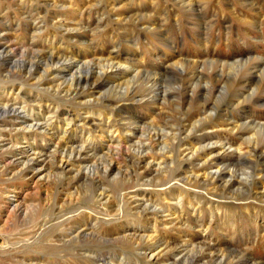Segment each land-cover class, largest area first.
I'll list each match as a JSON object with an SVG mask.
<instances>
[{
  "label": "rangeland",
  "instance_id": "obj_1",
  "mask_svg": "<svg viewBox=\"0 0 264 264\" xmlns=\"http://www.w3.org/2000/svg\"><path fill=\"white\" fill-rule=\"evenodd\" d=\"M30 48L37 53H31ZM8 51L12 52L13 57L8 68L0 66V106L6 100H14L17 93L15 91L14 94H9L2 90L7 86L5 81L9 79V70H12L10 66L16 63L15 72H20L21 77L26 79L39 64L42 70L38 75L42 76L46 74L44 71L48 55L57 52L73 58L76 66L80 64L79 60L97 65L98 61L107 63L109 59H113L123 67L116 71L118 75L113 82L94 91L86 99L97 100L100 95L101 98L105 97L104 100L122 99L127 91L125 85L129 81H135V91L142 93L150 85L147 84V74H142V71L159 73L157 85L169 96L168 100L160 99L161 104L158 106L145 104L148 98L142 100V96L136 98L141 101L139 103L115 102L110 106L117 109L113 116L104 102V108H93L94 115L81 110L77 112L79 114L71 125L67 126V122H62L57 138H64L63 132L68 130L69 140L88 147L84 153L90 158L82 167L92 166L95 175L88 180L81 176L73 179L79 170V164H75L68 168L69 173L64 175L63 181L60 178L58 183L52 182L44 186H36L33 182H28V178L12 181L14 172L19 169L10 164L15 159V154L10 153L9 146L4 145L8 143L6 140L14 139L16 143L29 147V151H38L41 147L51 151L54 143L47 144L44 142L46 139L34 135L29 136L30 140H25L15 131L11 132L6 128L0 118V264L42 263L44 260L55 264H187L185 252L193 244L210 246L213 250L211 252L215 254L214 258L207 257L200 264H264V128H254L255 124L264 126V0H0V55L6 56ZM74 69L75 66L66 72L62 81L68 79ZM181 71H187L188 75H181ZM194 71L201 72L203 76H193ZM118 83L122 88L114 89L113 86ZM40 96L43 100L46 99L42 93ZM42 104L45 105L46 102L43 101ZM50 108L54 110V106ZM60 110L75 115V108L71 104L63 105ZM217 112H221L223 119L215 117ZM61 116L67 117L65 114ZM210 116H214V119H210ZM85 117L86 124L79 126ZM121 118L137 120L138 127H145V133L181 128L182 138L186 137L184 144L189 146H182V151L176 153L177 148L169 138L163 143L156 141V145L147 147L150 156H139L138 152L143 149L135 144L142 133H137L136 136L124 132L131 139L128 141L130 145L124 144L128 147L129 154L106 156V160L96 161L90 147L99 148L97 152L102 155L108 146L114 145L111 138L116 140L118 132H109L106 125L114 122L119 125L127 124ZM235 121L242 127L241 130L232 131L227 126L228 122L234 124ZM202 122L205 123L203 127L194 131L193 127ZM73 129L77 131L72 132ZM81 129L85 132L82 133ZM100 129L102 130L98 131ZM94 130L97 132L92 133ZM202 134L206 137L201 145L223 141L224 150L221 152L222 146L219 145L215 147L213 154L200 151L192 158V151L199 147L195 145V139ZM255 147L258 154L254 158V154L250 156L246 151ZM220 152L222 154L217 155ZM225 154L229 156L216 161ZM133 155H138L137 159ZM173 155H176L175 163L172 162ZM57 158L58 163L61 156ZM225 160L232 164L231 168L237 177H249L247 182H251L246 187L225 190L228 177L213 184H205L204 177L199 180L196 178L203 175L206 168L210 172L216 171L217 162ZM111 162L114 163L113 168L107 171ZM57 166H60L59 163ZM54 171L63 172L60 168ZM164 182H167L166 185ZM101 186H104L103 190L106 189L107 196L111 193L110 202L106 199L99 202L100 198L96 197L102 192L96 191ZM238 189L242 190L238 192ZM91 193L93 197H90ZM116 193L120 195H115ZM21 200L30 206L37 205L34 208L40 212L38 223L41 225L39 230H35L37 222H27L17 228L13 236V220L10 215L13 205ZM53 201L58 208L63 206L68 212L77 206L78 214H75L81 225L76 227L98 228L101 236L110 242L106 245L98 243L95 248L92 247L93 253L79 249L76 254H72L61 248H50L44 252V244L56 243L55 240L59 238L68 239V235L60 229L65 223V214L54 217L48 211ZM146 204L149 207L158 204L156 206L159 213L153 214L152 209L144 211ZM126 206H130V209ZM153 227L157 232H154ZM22 230H26L25 236L19 235ZM134 233H155L160 242L157 245L145 246L143 243L141 246H134V242L129 240ZM54 234L57 239L51 238ZM64 234L67 235L65 238ZM163 241L168 242V246Z\"/></svg>",
  "mask_w": 264,
  "mask_h": 264
},
{
  "label": "bare ground",
  "instance_id": "obj_2",
  "mask_svg": "<svg viewBox=\"0 0 264 264\" xmlns=\"http://www.w3.org/2000/svg\"><path fill=\"white\" fill-rule=\"evenodd\" d=\"M73 38V37H70ZM3 50V49H2ZM5 50V49H4ZM10 50V49H8ZM16 50V49H15ZM14 50V51H15ZM31 53H37V51H33V48L29 49ZM7 51V50H6ZM5 51V52H6ZM16 53V52H15ZM18 53V50H17ZM57 53H50L48 55V58L46 60V67H45V73L42 76H39V72H41L42 68L39 66V64H37L36 68L34 69V71L30 72V76L26 79H23L21 77V75L17 72H15L14 70V66H16V63L14 66H10V68L12 70H9V76H8V80L5 81L7 83V86L4 87L5 92L8 91L9 94H14L15 91H17L16 96L14 97V100H6V103L2 106H0V118H2L4 125L7 126L6 128H8L11 132L15 131L18 135L22 136L23 139H27L30 137L29 136H38L41 137L43 139H46L44 142L49 144L54 143V146L52 147V150L49 151L48 149H46L45 147H41L38 151L36 150H31L29 151V147H25L23 145H20L19 142L16 143L15 141L12 140H6L8 143L5 144L4 146H9V152L14 153V160L10 163L12 164L15 169H19L18 171L14 172V177L12 178V181H17V180H25L26 178L29 179L28 182H33L34 185L38 186H44L45 184H49L52 182L58 183L57 181L60 180L61 181L64 180V175H67V173H69L68 168L71 166H75V164H79V170L76 173L75 178L77 177H82V178H92L95 173L94 170L91 169V167H82V164H84V162L86 160H88V158H90L88 155H85L84 150L88 147L85 148L84 145H77V142H74V140H69V137L67 135L68 130H65V132H63L65 134L64 138H57V134L60 128V124L62 122H67L66 125L69 126L71 125L74 121H75V117L77 118L78 114L77 112H80L81 110H85L87 111V114H93V108L94 107H103L104 102L106 104H104L105 107H109L112 116L115 114V112L117 111V109H113L112 107H110L113 103H117V102H124V101H132L133 103H139L141 101L136 100L137 96H142L144 99L142 100H146L148 98V100L146 101L145 104H148L150 106L152 105H157L161 104L159 103L160 99L162 100H166L168 98V93L167 92H162L159 89V86L157 85L158 83V77H159V73L156 72H146V71H142V74L145 72L147 74L148 77V83H150V85L146 88L145 90L141 93L140 91H135L133 85L135 83V81L133 82H127V84L125 85V89L127 90L125 93V97H123L122 94V99L118 98V100H104L105 97L101 98L98 97L97 100L93 99H86L88 97V95L92 94L94 91H98L101 90L102 88H105L106 86H108V84L110 82H113L116 78V76L118 75L116 71H118V69H120L122 66H120L118 64V62H115V60L113 59H109L107 61V63H102L101 61H98L97 65H95V63H88L86 61H80V64H78V66H76V64L74 63V59L73 58H69V57H65L63 55H59ZM1 54V53H0ZM13 54L12 52L8 51V53H6V56H2L0 55V66H6V68H8V65L11 64L12 62V58ZM11 58V59H10ZM11 60V61H10ZM101 62V63H100ZM2 63V64H1ZM74 72L71 73L69 75L68 79H65L64 81H62L64 74L66 72H68L69 70H71L72 68H74ZM229 66V65H228ZM123 68V67H122ZM8 70V69H7ZM122 70V69H121ZM4 72V71H3ZM1 73V72H0ZM194 75L193 76H197V77H202L203 74L201 72H193ZM185 74V75H184ZM8 75V73H7ZM6 75V76H7ZM181 75L183 76H187L188 72L187 71H181ZM5 76V77H6ZM11 76V78H10ZM49 76H52L51 78H49ZM182 76V77H183ZM115 77V78H114ZM4 78V77H3ZM19 78V79H18ZM22 78V79H21ZM47 78V79H46ZM49 78V79H48ZM2 79V78H1ZM5 80V79H4ZM4 80L2 82H4ZM199 80V79H198ZM1 81V80H0ZM21 82V84H19V82ZM31 81H35L33 84H31ZM3 84V83H2ZM29 86L28 88H26L25 86ZM2 86V85H0ZM93 87V88H92ZM112 87V86H111ZM113 88H117L118 90L120 88H122L120 86V84L118 83V85L113 86ZM124 88V87H123ZM188 88V87H187ZM190 89V88H189ZM113 90V89H112ZM115 91V90H114ZM188 91V90H187ZM186 91V92H187ZM200 91V90H199ZM2 92V91H1ZM111 92V91H110ZM117 92V91H115ZM125 92V90H124ZM140 92V93H139ZM205 92V91H204ZM45 95L46 99L43 100L42 96H40V94ZM202 93V92H201ZM109 94V92H108ZM197 95V94H196ZM44 97V96H43ZM117 97V95H116ZM115 97V98H116ZM141 97V98H142ZM234 97V96H233ZM236 97V96H235ZM239 97V96H238ZM96 98V97H95ZM111 98V97H110ZM109 98V99H110ZM107 99V98H106ZM140 99V98H139ZM186 99V98H185ZM200 99V98H198ZM233 99V98H232ZM104 100V101H103ZM168 100V99H167ZM238 100V99H237ZM46 102V104H42V102ZM234 101V100H233ZM145 102V101H144ZM33 103L35 105H33ZM232 103V102H230ZM66 104H71L72 107L75 108L74 114L75 115H70V113H64L61 112V107L63 105ZM187 104V103H186ZM189 104V103H188ZM185 105V104H184ZM234 105V104H233ZM54 106V110H52L50 107ZM202 107V106H201ZM230 107V106H229ZM118 108H121L118 107ZM206 108V107H205ZM204 108V109H205ZM222 108V107H221ZM224 108V107H223ZM203 110V109H202ZM29 111H31L32 113L29 114ZM188 111V110H187ZM205 111V110H204ZM226 111V110H225ZM181 112V111H180ZM202 112V111H201ZM200 112V113H201ZM182 113V112H181ZM184 113V112H183ZM216 113V112H215ZM214 113V115H215ZM43 114H47L46 116H44ZM67 115L66 118L62 117L61 115ZM185 114V113H184ZM197 114V113H196ZM211 114V113H210ZM94 115V114H93ZM187 115V114H185ZM225 115V114H224ZM44 116V117H41ZM176 116V115H175ZM88 117V116H87ZM87 117L83 118V120L81 121L82 125L79 126H83L85 123V121L87 120ZM90 117V116H89ZM206 117V116H205ZM204 117V118H205ZM210 119H214V116H210ZM216 118H221L223 119V116L221 115V112H217V114L215 115ZM181 118V117H180ZM203 118V119H204ZM209 118V117H208ZM220 119V120H221ZM85 120V121H84ZM122 121L126 120L127 124H122L119 125L117 122H114L112 125H106L107 130H110L109 132H111L112 130H114V132H118V139L116 138L113 139L111 138V141L113 142L114 145H110L107 148V151L105 153L102 152V155L100 153L97 152V150H99V148H95V146L90 147V151H93V159H95L96 161H102V160H106V156H116V155H121L124 156L126 154H129L128 152V147H126L124 144H129L128 141H131V139H129L128 136H126L124 134V132L130 133L131 135H136L137 133L140 134V132L142 134H140L139 136V140L136 141L137 143L135 145L139 146V149L142 148L143 151L142 152H138L139 156H147L150 154V150L147 151V147L153 146L154 144L156 145V141L163 143L166 139L172 140V142H174L175 147L177 148V151H175L176 153L181 152L180 148L182 146H184V141L186 139L182 138V129L178 128H167V129H163L160 132L156 133V131H154L153 133L149 132V133H145V127H138V122L137 120H132V118H121ZM182 121V120H180ZM179 121V122H180ZM206 122V120H204ZM209 121V120H208ZM228 121V120H227ZM171 122V121H170ZM176 122V121H175ZM198 122V121H196ZM217 122V121H216ZM222 122V121H220ZM218 122V123H220ZM183 123V122H181ZM195 123V122H194ZM199 123V122H198ZM197 123V124H198ZM121 124V123H120ZM190 124V123H189ZM195 127H193V130L195 131L196 129H198V127H203V125L205 123H201L199 125H197ZM221 124V123H220ZM105 125V124H104ZM193 125V124H192ZM217 125V124H216ZM253 125V123H252ZM77 126V125H76ZM147 127V125H145ZM150 126V125H149ZM148 126V127H149ZM155 126V125H154ZM191 126V125H189ZM227 126L231 127V130H241L242 127L237 123V121L234 122V124L229 123L227 124ZM248 126L250 127V125L248 124ZM121 127H124V129L122 130ZM162 127V126H161ZM185 127V126H184ZM209 127V126H208ZM218 127V126H217ZM4 128V127H3ZM76 129L78 128L75 127ZM156 128V127H155ZM154 128V129H155ZM186 128V127H185ZM254 128H257L258 130L263 129L264 126L262 125H254ZM73 129L72 132H76L77 130ZM82 133L85 132L83 129ZM102 129L98 130L101 131ZM187 129H185L186 132ZM190 130V129H189ZM188 130V132H189ZM7 131V130H6ZM231 131V132H232ZM97 132L96 130H94L92 133ZM193 132V131H192ZM228 132V131H227ZM6 133V132H5ZM89 133V132H87ZM104 130H103V134H104ZM156 135H155V134ZM191 133V132H190ZM194 133V132H193ZM16 134V135H17ZM200 134V133H198ZM186 135H188V133H186ZM194 135V134H193ZM6 136V135H5ZM70 136V135H69ZM103 136V135H102ZM137 136V135H136ZM203 136V134L201 135ZM199 137L196 138V143L195 145H199L198 148H192V150L194 149V151H192L191 153V157L195 158L198 153L200 151H205L206 153L209 151V153H214L215 151V147L221 145V152L222 150H224V144L221 142H211V143H207L206 145H201L200 143L203 142V139L206 137L205 135L203 137ZM37 137V138H38ZM184 137V136H183ZM190 137V136H189ZM188 137V138H189ZM187 138V139H188ZM6 139V138H5ZM104 139V136H103ZM129 139V140H128ZM189 140V139H188ZM5 141V140H4ZM19 141V140H18ZM21 141V140H20ZM41 141V140H40ZM102 141V140H101ZM147 141V143H145ZM191 141V140H190ZM194 141V140H193ZM217 141V140H216ZM15 142V144H13ZM33 142V141H32ZM133 142V141H132ZM131 142V143H132ZM186 142V141H185ZM4 144V143H2ZM19 144V145H18ZM165 144V143H164ZM247 145V144H246ZM164 146V145H163ZM185 146H189L188 144H186ZM191 146V145H190ZM250 146V145H249ZM50 147V146H49ZM98 147V146H97ZM133 147V146H132ZM137 147V146H136ZM169 147V146H168ZM186 147V148H187ZM247 147V146H246ZM36 148V147H35ZM138 148V147H137ZM152 148V147H151ZM163 148V147H162ZM241 148V147H239ZM106 149V148H105ZM136 149V148H135ZM164 149V148H163ZM162 149V150H163ZM230 149V148H229ZM259 149V148H258ZM87 150V149H86ZM243 150V149H242ZM160 151V150H159ZM158 151V152H159ZM164 151V150H163ZM162 151V152H163ZM174 151V150H173ZM188 151V150H187ZM241 152V149L239 150ZM135 152V151H134ZM161 152V151H160ZM170 152V149H169ZM168 152V153H169ZM191 152V151H190ZM218 153L217 155H221L222 153ZM244 152V151H243ZM89 153V152H88ZM132 153V150H131ZM137 153V154H138ZM246 153H248L250 156H253L254 154V158L257 156L258 151H257V147L249 149L248 152L246 151ZM246 153H244V156H247ZM264 153V152H263ZM163 154V153H162ZM171 154V153H170ZM168 154V155H170ZM165 155V153H164ZM172 155V154H171ZM58 156H61V160L58 162L59 163V167L57 166V158ZM120 156V157H121ZM138 155H133V157H135L137 159ZM166 156V155H165ZM226 156L228 155H223L222 159L218 158L216 161H220L223 160L225 158H227ZM260 156V155H259ZM127 157V156H125ZM153 157V156H152ZM169 157V156H168ZM238 157V155H237ZM240 157L242 158L241 154ZM262 157V156H261ZM118 158V156H117ZM164 158V157H163ZM172 158V162L175 163L176 160V155L174 157V155L171 157ZM170 158V159H171ZM240 158V159H241ZM248 158V157H247ZM252 158V159H254ZM140 159H143V157H140ZM165 159V158H164ZM169 159V158H168ZM185 159V158H184ZM123 160V158H122ZM145 160V158H144ZM181 160V159H180ZM227 160V159H226ZM217 162V170L216 171H207L206 168V172L203 173V175H198L196 178L199 180L200 177H204V183L207 184H213L216 183L219 180H225L227 177L228 181L224 187V189L226 190L227 188H234V187H246L247 183V179L249 177H247V179L244 178H239L237 177V175L235 174L234 170L231 168L232 164H229L230 162ZM238 160V159H237ZM243 160V159H241ZM165 161V160H164ZM53 162V163H52ZM124 162V161H123ZM144 162V161H143ZM149 162V161H147ZM209 162V161H207ZM212 162V161H210ZM52 163V164H51ZM95 163V162H94ZM99 163V162H98ZM105 163V162H104ZM112 163V162H111ZM119 163V162H118ZM166 163V162H165ZM172 163V164H173ZM233 163V162H232ZM245 163V162H244ZM243 163V164H244ZM101 164V163H100ZM114 163L110 164L109 169H107V171H109L111 168H113ZM146 164V163H145ZM151 164V162L149 163ZM171 164V166H172ZM205 164V163H203ZM253 164V163H252ZM99 165V164H98ZM105 165V164H104ZM107 165V164H106ZM109 165V164H108ZM136 165V164H135ZM134 165V166H135ZM147 165V164H146ZM153 166V161L152 164ZM158 165V164H157ZM164 165V164H163ZM85 166V165H84ZM93 166H97L96 164ZM140 166V165H139ZM167 166V165H165ZM183 166V165H182ZM100 166H98L99 168ZM104 167V166H103ZM148 167V166H147ZM151 167V166H150ZM169 168V166H167ZM204 167V166H203ZM208 167V166H207ZM62 169V173L56 172L54 170H59ZM78 168V167H77ZM93 168V167H92ZM97 168V167H96ZM95 168V169H96ZM107 168V167H106ZM14 169V170H15ZM102 169V168H101ZM136 169V168H135ZM144 169V168H143ZM164 169V168H163ZM259 169V168H258ZM158 170H160V168L158 167ZM169 170V169H168ZM186 170V169H184ZM75 171V170H74ZM99 171V170H98ZM104 171V169H103ZM144 171V170H143ZM156 171V170H155ZM167 171V170H166ZM205 171V170H204ZM261 171V170H260ZM97 172V170H96ZM149 172V171H148ZM163 172V171H162ZM165 172V171H164ZM168 172V171H167ZM103 173V172H102ZM178 173V172H177ZM261 173V172H260ZM263 173V171H262ZM104 174V173H103ZM149 174V173H148ZM162 174V173H161ZM164 174V173H163ZM171 174V173H170ZM173 174V173H172ZM171 174V175H172ZM205 174V175H204ZM240 174V173H239ZM251 174V173H250ZM69 175V174H68ZM71 175V174H70ZM179 175V174H178ZM192 175V174H191ZM228 175V176H227ZM97 176V175H96ZM141 176V175H140ZM165 176V175H164ZM176 176V175H175ZM194 176V175H193ZM191 176V178L193 177ZM196 176V175H195ZM239 176V175H238ZM242 176V175H240ZM68 177V176H67ZM142 177V176H141ZM166 177V176H165ZM102 178V177H101ZM106 178V177H105ZM173 178V177H172ZM63 179V180H62ZM67 179V178H66ZM94 179V178H93ZM96 179V177H95ZM138 179V178H137ZM136 179V180H137ZM163 179V178H162ZM185 179V178H184ZM183 179V180H184ZM56 180V181H55ZM171 180V179H170ZM187 180V179H186ZM190 180V178L188 179ZM192 180V179H191ZM196 180V179H195ZM264 180V179H263ZM83 181V180H82ZM91 181V180H89ZM93 181V180H92ZM101 181V180H100ZM128 181V179H127ZM173 181V180H172ZM171 181V182H172ZM179 181V180H178ZM27 182V183H28ZM102 182V181H101ZM109 182V181H108ZM124 182V181H123ZM159 182V181H158ZM163 182V181H162ZM168 182V181H167ZM167 182H164L165 185ZM170 182V183H171ZM176 182V181H173ZM195 182V181H194ZM94 183V182H93ZM163 183V185H164ZM169 183V182H168ZM91 184V183H90ZM98 184V183H97ZM103 184V183H102ZM121 184V183H120ZM127 184V183H126ZM160 184V183H159ZM184 184V183H183ZM202 185H204L203 183H201ZM252 185L254 184L251 183ZM62 185V184H61ZM100 185V184H99ZM129 185V184H128ZM256 185V184H255ZM114 186V185H113ZM119 186V185H118ZM132 186V184H131ZM128 186V187H131ZM136 186V185H135ZM138 186V185H137ZM143 186V185H142ZM161 186V185H160ZM191 186V185H190ZM209 186V185H207ZM219 186V185H218ZM92 187V185H91ZM102 187L104 188V186H101L100 188H97V192H100L99 190H102V192L100 193L99 196L96 195L97 198L99 199V202H101L102 200L106 199L108 202L111 201V197H109V195L111 193H108L109 195L107 196V192L105 190L102 189ZM127 187V188H128ZM134 187V186H133ZM140 187V186H139ZM206 187V186H205ZM221 187V186H219ZM257 187V186H256ZM17 189V187H15ZM33 188V187H32ZM95 188V187H94ZM222 188V187H221ZM36 189V188H35ZM108 190V189H107ZM213 190V189H212ZM223 190V189H222ZM240 189H238L239 192ZM242 190V189H241ZM240 190V191H241ZM244 190V189H243ZM114 191V188H113ZM112 191V192H113ZM233 192V190H231ZM230 191V192H231ZM264 191V190H262ZM261 191V192H262ZM91 192V191H90ZM109 192V191H108ZM117 192V191H116ZM125 192V191H124ZM235 192V191H234ZM243 192V191H242ZM136 193V192H135ZM139 193V191H138ZM120 195L119 193H116L115 195ZM137 194V193H136ZM92 195V193H91ZM145 195V194H144ZM264 195V193L262 194ZM56 196V195H55ZM121 196H123V193L121 194ZM126 196V195H125ZM90 197H93L90 196ZM115 197V196H114ZM119 197V196H118ZM147 197V196H146ZM30 198V197H29ZM123 198V197H122ZM132 198V196H131ZM264 198V197H263ZM120 199V198H119ZM118 199V200H119ZM49 200V199H48ZM53 200V199H51ZM91 200V199H90ZM73 201V199H72ZM71 201V202H72ZM97 201V200H96ZM122 201V199H121ZM127 198H126V202H127ZM152 201V200H151ZM54 202V201H53ZM119 202V201H118ZM156 202V201H155ZM75 203V202H74ZM73 203V204H74ZM151 203V202H150ZM157 203V202H156ZM33 205V204H31ZM130 205V204H129ZM147 205V204H146ZM150 205V204H149ZM152 205V204H151ZM158 205V204H156ZM156 205H152L151 207H149L147 205V207L145 206L143 209L144 211H147L148 209H152V213L157 215L159 213L158 211V207ZM37 206V205H35ZM35 206H30L27 205L25 203V201H20L17 204H14L12 207V212H11V219L13 220V224H12V229H13V236L14 235V231H17V228L19 229V227L24 224H26L27 222L30 223H35L34 229H38V227H40L41 223H38V218L40 216V212H38L35 208ZM119 206V205H118ZM117 206V208H118ZM120 206H122L120 204ZM144 206V205H143ZM163 206V205H162ZM35 207V208H34ZM59 206H57V203L54 202L51 204V206H49V213H51L53 216H62L63 214H65L63 217L65 218V223H63L59 228L62 230L61 232L66 233L68 235V239H57V237L52 236V239H57L55 240V242H59L61 244H56V243H51V244H44V252H47L48 250H50V248H61V249H65L69 252H75V254L77 253V250L79 251V249L84 250L85 252H92V247L95 248V245H98V243H106L110 242L109 240H107L106 238L102 237V233L99 232L98 228L95 227H86L84 226L83 228L79 229L76 226H78L80 223L78 221V216H77V211H78V207L76 206L74 208L73 211H67L63 209V206L58 208ZM127 207V206H126ZM129 207V208H128ZM127 208L130 209V206H128ZM116 208V209H117ZM123 208V207H122ZM40 209V208H39ZM114 209V208H113ZM120 209V207H119ZM124 209V208H123ZM142 209V210H143ZM42 211V209H40ZM134 210V209H133ZM141 210V209H140ZM59 211L57 214L56 212ZM115 211V210H114ZM124 211V210H123ZM127 211V209L125 210ZM166 211V210H165ZM44 212V210H43ZM118 212V211H117ZM131 212V211H130ZM136 212V211H135ZM42 213V212H41ZM45 213V212H44ZM77 213V214H75ZM134 213V212H133ZM161 213V212H160ZM113 214H117V213H113ZM122 214L127 215L125 213L122 212ZM170 214V213H168ZM174 214V213H173ZM44 215V214H43ZM51 215V217H52ZM123 215V216H124ZM144 215V214H143ZM48 216V215H47ZM54 216V217H55ZM92 216V215H91ZM132 216V215H131ZM9 217V218H10ZM46 217V216H45ZM50 217V216H49ZM62 217V218H63ZM53 218V217H52ZM58 218V217H57ZM99 218V217H98ZM113 218V217H112ZM120 218V217H119ZM177 219V218H176ZM42 220V219H41ZM40 220V221H41ZM62 220V219H60ZM174 220V218L172 219V221ZM46 221V220H45ZM48 221V219H47ZM83 221V220H82ZM100 221V220H99ZM102 221V220H101ZM53 222V221H52ZM51 222V223H52ZM55 222V221H54ZM86 222V220H85ZM12 223V222H11ZM45 223V222H44ZM43 223V224H44ZM88 223V222H87ZM86 223V224H87ZM32 225V224H31ZM30 225V226H31ZM55 225V223H54ZM53 225V226H54ZM81 225V224H80ZM84 225V224H83ZM95 225V224H94ZM96 226V225H95ZM176 226V225H175ZM50 227V226H49ZM98 227V226H97ZM134 227V226H133ZM57 228V229H59ZM136 228V227H135ZM134 228V229H135ZM154 228V232H157V229L155 227ZM26 229V228H25ZM30 229V228H28ZM41 230H43V228H40ZM52 229V228H51ZM137 229V228H136ZM143 229V228H142ZM55 230V228H54ZM101 231V230H100ZM136 231V230H135ZM146 231V230H145ZM19 232V230H18ZM37 232V231H36ZM46 232V231H45ZM68 232V233H67ZM71 232V233H69ZM149 232V230H148ZM34 233V232H33ZM27 234L26 230L21 232V236H25ZM38 234V233H37ZM46 234V233H45ZM107 234V233H106ZM132 234V233H130ZM67 235H63L64 238ZM47 236V235H46ZM45 236V237H46ZM125 236V235H124ZM131 239H129L130 241L132 240V243L135 244L134 246H141V244L145 246L148 245H152V244H156L160 242H158V236L155 235V233H151L150 235H139L134 233L133 235H130ZM129 236V237H130ZM28 237V236H27ZM15 238V237H14ZM19 238V237H18ZM33 238V237H32ZM20 239V238H19ZM23 239V238H21ZM118 239V238H117ZM121 239V238H120ZM120 239H118L119 241H121ZM11 240V238H10ZM24 240V239H23ZM34 240V239H33ZM32 240V241H33ZM40 241V240H39ZM52 241V240H51ZM124 241V239H123ZM126 241V240H125ZM18 242V241H17ZM20 242V241H19ZM22 242V241H21ZM45 242V241H44ZM47 242V241H46ZM45 242V243H46ZM54 242V240L52 241ZM114 242V241H113ZM118 242V241H117ZM165 242L164 245L168 246V242ZM40 243V242H39ZM42 243V242H41ZM126 243V242H125ZM128 243V242H127ZM162 243V241H161ZM187 243V242H186ZM20 244V243H18ZM34 244V242H33ZM36 244V243H35ZM132 244V245H133ZM185 244V243H183ZM182 244V245H183ZM42 245V244H41ZM100 245V244H99ZM155 245V246H156ZM62 246V247H61ZM190 247V246H189ZM104 248V247H103ZM141 248V247H140ZM139 248V249H140ZM168 248V247H167ZM142 249V248H141ZM182 250V249H181ZM211 247L210 246H200L198 244H193L191 245V248L189 250H186V255L187 259L186 261L183 260V262L185 261L187 264H200L204 261H206L205 259H207V257H211L214 258L215 254L214 252H211ZM126 251V250H125ZM213 251V250H212ZM51 252V251H50ZM68 252V253H69ZM72 253V254H73ZM179 253V252H178ZM184 253V254H185ZM220 253V252H219ZM218 253V254H219ZM230 253V252H229ZM53 254V253H52ZM86 254V253H85ZM98 254V253H97ZM171 254V253H170ZM40 257L43 259V256H41V254H39ZM50 255V254H49ZM133 255V254H132ZM159 255V254H158ZM224 255V254H223ZM54 256V255H53ZM60 256V255H59ZM90 256V255H89ZM225 256V255H224ZM57 257V256H56ZM78 257V256H77ZM80 257V256H79ZM134 257V256H133ZM159 257V256H158ZM40 258V259H41ZM55 258V256H54ZM138 258V257H137ZM209 259V258H208ZM223 259V258H222ZM241 259V258H240ZM216 260V259H215ZM150 261V260H149ZM157 261V260H156ZM184 262V263H185ZM213 262V261H212ZM216 262V261H215ZM219 262V261H218ZM154 263V262H153ZM242 263V262H241ZM30 264H55V263H50L47 261H42V263H35V262H31ZM183 264V263H182ZM204 264V263H203Z\"/></svg>",
  "mask_w": 264,
  "mask_h": 264
}]
</instances>
